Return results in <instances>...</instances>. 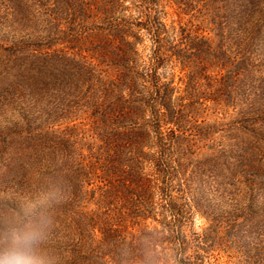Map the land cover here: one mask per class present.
<instances>
[{
	"label": "rangeland",
	"instance_id": "rangeland-1",
	"mask_svg": "<svg viewBox=\"0 0 264 264\" xmlns=\"http://www.w3.org/2000/svg\"><path fill=\"white\" fill-rule=\"evenodd\" d=\"M236 1H156L154 10L161 36L177 38L183 35L181 29L186 34L180 41L183 60L166 50L165 61L157 69L160 79L169 84L168 99L171 96L175 104L186 103L178 122L182 129L171 149L177 172L172 175L157 171L156 131L145 127L134 141L144 148L147 188L139 197L127 193L126 208L110 195L111 206L105 211L96 205L97 187L104 184L107 170L105 147L134 135L105 136L107 129L120 133V124L116 120L103 125L98 122L97 107L91 99V95H97L94 88L88 90L84 84L75 86L77 95L61 92L69 73H58L55 67L51 82L41 90L30 91L36 85H29L30 79L26 80L20 71L40 50L55 54L62 50L60 55L71 57L76 49L84 48L90 54L98 43L116 40L110 34L118 33L120 28L142 66L152 58L151 31L155 26L149 25V20L143 23L147 14L140 10L139 0H0V75L8 68L7 75L13 77L6 89L0 86V226L7 218H19L25 209L39 207L43 215L59 203L65 208L61 214L47 211L52 215L47 214L49 237L45 250L52 264L72 262L75 253L70 255L62 246L73 237L74 230L67 226L74 215L73 221L81 222V231L73 232L77 235V252L93 256L104 250L103 241H109L104 229L109 227L107 223H114L115 230L123 229L127 241L137 243L151 235L159 244L157 248L151 244L149 249L138 250L137 258L131 254L122 264H179L164 228L165 223L177 224L170 213V205H175L185 215L181 232L187 238L185 253L191 255L185 264H264V0H244L245 19H232L240 8ZM107 15L123 25L112 20L118 28L102 30L105 22L101 18L105 21ZM196 45L205 50L194 54L197 57L191 74L187 65L193 63ZM229 55L234 62H218ZM225 71L221 82L213 79ZM52 104L58 108L51 114L48 109ZM145 119L148 115L138 121ZM160 121L157 128L162 133L173 125ZM41 133H49L51 138H43ZM63 136L68 139L64 149L59 142L54 143ZM27 140L34 144L28 147ZM80 147L83 151L91 147L94 150L84 152L83 162L78 156L73 161L76 167L85 165L91 182L79 191L77 187L68 188L72 194L68 197L59 184L50 186L47 194L32 196L29 190L37 187L31 184L29 171L39 166L38 154L43 152L41 158L52 159L47 163L52 168L62 163V153L69 161L67 149ZM10 159V168L4 167ZM111 253L113 257H106L105 264H116L112 259L118 254Z\"/></svg>",
	"mask_w": 264,
	"mask_h": 264
},
{
	"label": "trees",
	"instance_id": "trees-1",
	"mask_svg": "<svg viewBox=\"0 0 264 264\" xmlns=\"http://www.w3.org/2000/svg\"><path fill=\"white\" fill-rule=\"evenodd\" d=\"M139 1L142 5V9L140 10H143V12L147 14V17L143 19V23H148L149 20V25L155 26L151 31V38L154 42L151 61L149 59L148 61L145 60L141 66L142 63L138 61L136 57V50L129 46L127 40L125 41L124 30L120 28L118 29V33L110 34L113 35L116 40L98 43L95 45L97 47L90 50V54H87L84 48L80 50L76 49V52L71 57L69 54L60 55L59 53H61L62 50L56 54L40 50L37 57L33 58L31 61L27 60V66L20 71L26 80L30 79L29 85L33 84L39 86H31L30 91L37 88L41 90L40 87L46 86L51 82L54 69H56L55 67L58 68V73H69L68 79L64 80L65 85H62L64 87L61 89V92L68 93L69 95L70 93L77 95L79 91L74 89L75 86L83 87L84 84L88 86V90L94 88V92H97V95H91V99H93V106L97 107L96 119L98 122L103 125L104 123L116 120L115 122L121 125H117L120 133L107 129L105 136H108V138H116L123 133H125L127 137L129 135H134V138L130 137L133 140H128V138L124 140L125 137L122 136L123 141L112 147H105L106 153H103V161L105 165H107V170H105V176L103 177L104 184L97 187L96 193L99 197L96 205L104 207L105 211L108 209L109 205L111 206L110 195L119 202L120 206L124 204L122 207L126 208L127 203L124 196L128 195L127 193L132 194L133 198H135L137 196L139 197L141 192L147 188V183L145 182V177H147V175L143 170V161H145V157L143 156L144 148L139 147L138 143L134 141L137 137L142 135V129L145 127L151 126L157 133H155L157 137L155 153H157L158 156L155 158L156 160L154 159L157 171L162 174L169 172V174L171 173L172 175L177 172L176 166L171 160V149L174 147V141L178 140V132L182 129V127L178 125V122L183 118V106L186 105V103L175 104L171 96L168 99L169 90L167 86L169 84L160 79L157 74V69L159 65L165 61L166 50L176 56L177 59H180L182 56L179 52L182 50L180 41H182L186 34L184 33V29H181V34L183 35L177 38L169 40L165 36H161V31L157 27V16H155L154 10V5L157 0ZM245 2L244 0L236 1V4H238L240 8L234 12L232 19H245V9H243ZM180 6L182 5L180 4ZM109 17L110 16L107 15L105 21L101 18V20L105 22L102 30H106L107 28L113 30L118 28V25H123L122 21L118 20L116 17H113L114 19ZM112 20L116 21L118 25L112 22ZM229 20L231 19H228V21ZM82 29H84V27ZM82 29L79 30L80 33ZM90 48L91 47H88L86 49L89 51ZM203 50L205 49L197 47L196 45V51L192 53L193 63L187 65L189 66L191 74L194 72V61L197 57H194V54H198V52L202 53ZM223 52L225 55H228L225 49ZM14 59L15 58H13V60ZM228 60L234 62L230 55L229 58H223V60H218V62L225 65ZM223 65L222 68H224ZM6 72H9L8 68L7 70L2 69V74L0 75V86H3L5 89L11 85V80L13 79V77H11L10 74L7 75ZM206 76L208 77L210 75H205L204 77ZM225 76L226 71L218 76L214 75L213 79H219L221 82ZM72 77L75 78L74 81H71ZM139 79L141 81H139ZM6 80L10 82L7 83ZM140 86L142 88H139ZM69 87H72L70 91ZM66 89H68V91H65ZM228 90L231 91V88L229 87ZM61 99L64 98H59V101ZM57 108L56 105L52 104L48 110L52 114ZM146 115H148V119L142 122L138 121L139 118L142 119ZM124 119H126L125 121H128V123L122 121ZM160 120H165L167 123L173 125L166 129L167 132L162 133L157 128V126L159 127V125H161ZM40 135L43 138H51L49 133H41ZM67 140V137L63 136L62 140L56 139L54 143L59 142L60 147L63 146L62 149H64L65 147L67 148ZM26 142L28 147L34 144L31 140H27ZM83 149L84 148L81 147L78 150L67 149L66 155L69 156V161L65 159V155L62 153V163L57 162V166H53L52 168H50L51 164L47 163L53 160L41 158L45 156L43 152L42 154H38L37 157L39 161L37 163H39V166L31 168L32 171H29L33 178L31 184H36L35 187H37V189L29 190L32 196L33 194L37 196L40 194H47L50 186L59 184L60 186H64L61 191L67 194L66 196L68 197L72 195L68 188L77 187V191H79L81 187L89 184L91 182H89L90 174L83 168L85 165L81 164L80 167H76L73 163L75 157L78 156L83 162L82 156H85L84 152L94 151L92 147L87 151H83ZM183 154L186 153L183 152ZM12 163V159H10L9 162L7 161L4 163V167L10 168ZM40 164L41 166L44 164L45 167H40ZM109 169L112 171V174ZM91 172H95L96 174L95 169H91ZM85 176L87 177L85 178ZM131 185H133V187H131ZM30 193L29 196L31 195ZM136 202L139 203L138 200ZM66 207H68V205ZM179 208V206L175 208V205H170V213L173 219L177 220V224L172 225L165 223L164 228L167 233V242L171 244V249L174 251L175 260L179 264H185L186 261L190 262L191 255L185 253L187 238L185 237L186 235L181 232L185 220L183 216L185 215L183 210ZM62 209H65L64 205L55 203V205L47 208L43 215L47 218V214L50 216L52 215L51 213H55V215L61 214ZM48 210H50L51 213H48ZM74 216L70 219L71 222H68L70 226H67V228L74 231H81L80 228H78L81 222L78 220L73 221ZM113 224L107 223L109 227L104 229V235L109 240L103 241L105 249L100 250L98 253L95 252L93 256H91V253H86V251L77 252L74 248L76 247L75 245L78 244V240H75L77 235L73 233L74 231H71L73 237L62 246L63 250L68 251L70 255L75 253L71 258L72 262L70 264H105V261L108 260L106 257H113L114 254L111 252H116L118 254V257L112 260H115L116 264H122L126 262L124 260L130 257L131 254H135L134 258H137L138 250L149 249L151 244L152 248H157L159 245L156 239L151 235L144 239V241H136L137 243L134 241H127L125 234L122 233L123 229H121L122 232H119L120 229L116 227L120 238V242H118V236ZM78 239L80 240V237ZM197 247H199V245ZM198 254L201 256V253ZM194 256L197 257L196 254ZM155 262L157 261L155 260Z\"/></svg>",
	"mask_w": 264,
	"mask_h": 264
},
{
	"label": "clouds",
	"instance_id": "clouds-1",
	"mask_svg": "<svg viewBox=\"0 0 264 264\" xmlns=\"http://www.w3.org/2000/svg\"><path fill=\"white\" fill-rule=\"evenodd\" d=\"M48 237V221L39 207L5 219L0 226V264H52L45 250Z\"/></svg>",
	"mask_w": 264,
	"mask_h": 264
}]
</instances>
